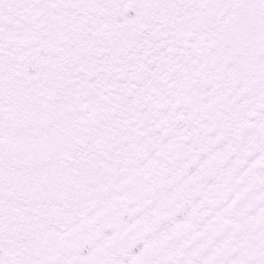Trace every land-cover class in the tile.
<instances>
[{"label": "snow or ice", "instance_id": "1", "mask_svg": "<svg viewBox=\"0 0 264 264\" xmlns=\"http://www.w3.org/2000/svg\"><path fill=\"white\" fill-rule=\"evenodd\" d=\"M0 264H264V0H0Z\"/></svg>", "mask_w": 264, "mask_h": 264}]
</instances>
